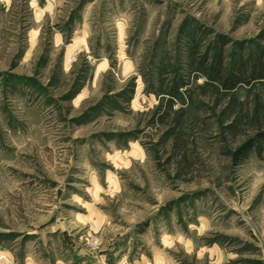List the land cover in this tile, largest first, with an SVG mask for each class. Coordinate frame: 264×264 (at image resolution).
<instances>
[{"label":"rangeland","instance_id":"rangeland-1","mask_svg":"<svg viewBox=\"0 0 264 264\" xmlns=\"http://www.w3.org/2000/svg\"><path fill=\"white\" fill-rule=\"evenodd\" d=\"M262 136L264 0H0V264H264Z\"/></svg>","mask_w":264,"mask_h":264},{"label":"trees","instance_id":"trees-1","mask_svg":"<svg viewBox=\"0 0 264 264\" xmlns=\"http://www.w3.org/2000/svg\"><path fill=\"white\" fill-rule=\"evenodd\" d=\"M263 141H264V136L261 137V141H257L256 143L254 141L252 143V145H251V143L248 142V144L244 145V147H242V149L239 151L242 153V157H237V155H236L235 159H237V160L239 159L240 161H243L244 158H246L249 155L250 151H252V150H257L258 152H262L263 151V145H264Z\"/></svg>","mask_w":264,"mask_h":264}]
</instances>
